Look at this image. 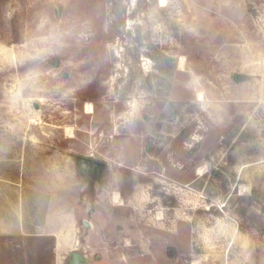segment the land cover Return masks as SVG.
I'll use <instances>...</instances> for the list:
<instances>
[{
	"label": "rangeland",
	"instance_id": "1",
	"mask_svg": "<svg viewBox=\"0 0 264 264\" xmlns=\"http://www.w3.org/2000/svg\"><path fill=\"white\" fill-rule=\"evenodd\" d=\"M72 252L264 264V0H0V264Z\"/></svg>",
	"mask_w": 264,
	"mask_h": 264
},
{
	"label": "crops",
	"instance_id": "2",
	"mask_svg": "<svg viewBox=\"0 0 264 264\" xmlns=\"http://www.w3.org/2000/svg\"><path fill=\"white\" fill-rule=\"evenodd\" d=\"M33 204H35V203H33ZM72 217L73 216H71L68 220L65 217H59L53 223H50V225L47 226V228H46V230H48V232H47L48 235L53 236L55 238H58V240L56 242L57 248L58 247H60V248L66 247V245H67L64 242V240H66V239L62 235V231H65L67 228H69V226H72V224H73V218ZM83 225H84V222H83ZM88 225L89 226L91 225L94 227V223H92V221L90 222V224L88 223ZM59 239H61V240H59ZM82 257L84 258V260L82 262H86L88 256H86V257L82 256ZM97 257H99V256H97Z\"/></svg>",
	"mask_w": 264,
	"mask_h": 264
},
{
	"label": "trees",
	"instance_id": "3",
	"mask_svg": "<svg viewBox=\"0 0 264 264\" xmlns=\"http://www.w3.org/2000/svg\"><path fill=\"white\" fill-rule=\"evenodd\" d=\"M238 81H244L247 79V76L246 75H243V74H240L238 75ZM77 159H81L82 161H86V159L82 158V157H77ZM87 166H88V169L86 171V176L88 178L87 180V187L89 189V191L93 192L94 191V186H95V183L101 178V176L103 175V166H99V167H96V166H93V165H90L88 163H86ZM169 255H172L171 252H169Z\"/></svg>",
	"mask_w": 264,
	"mask_h": 264
},
{
	"label": "water",
	"instance_id": "4",
	"mask_svg": "<svg viewBox=\"0 0 264 264\" xmlns=\"http://www.w3.org/2000/svg\"><path fill=\"white\" fill-rule=\"evenodd\" d=\"M236 77H237V76L235 75V78H236ZM84 159L89 160L88 158H84ZM84 226H85V227H88L89 225H88L87 222H84ZM71 256L73 257V260H74V262H75L76 264H81V262L84 260V258L82 257V255H80V254L77 253V252H72V253H71Z\"/></svg>",
	"mask_w": 264,
	"mask_h": 264
},
{
	"label": "flooded vegetation",
	"instance_id": "5",
	"mask_svg": "<svg viewBox=\"0 0 264 264\" xmlns=\"http://www.w3.org/2000/svg\"><path fill=\"white\" fill-rule=\"evenodd\" d=\"M86 163L96 166V167L102 166V163H99L98 161H95L93 159L86 160Z\"/></svg>",
	"mask_w": 264,
	"mask_h": 264
}]
</instances>
